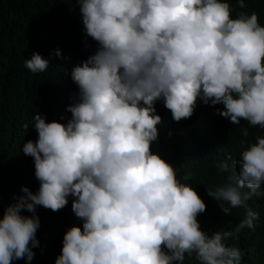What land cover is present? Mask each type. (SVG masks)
<instances>
[{
  "label": "trees",
  "instance_id": "16d2710c",
  "mask_svg": "<svg viewBox=\"0 0 264 264\" xmlns=\"http://www.w3.org/2000/svg\"><path fill=\"white\" fill-rule=\"evenodd\" d=\"M0 264H264V0H0Z\"/></svg>",
  "mask_w": 264,
  "mask_h": 264
},
{
  "label": "clouds",
  "instance_id": "9594fccd",
  "mask_svg": "<svg viewBox=\"0 0 264 264\" xmlns=\"http://www.w3.org/2000/svg\"><path fill=\"white\" fill-rule=\"evenodd\" d=\"M52 54H47L43 57V66H44V73H46L48 71V69L50 68V62H51V58H52ZM69 80H70V83L72 84L73 87H76V88H81L84 84V82H86V77L85 76H80V77H74V78H71L70 76H68ZM42 115L43 113H37L34 118L39 121L40 123H42ZM61 121H56V122H53V123H49V124H44V125H47V126H56V125H59Z\"/></svg>",
  "mask_w": 264,
  "mask_h": 264
}]
</instances>
